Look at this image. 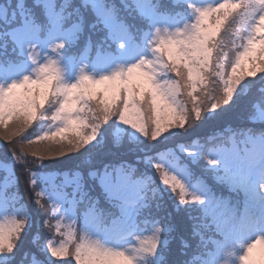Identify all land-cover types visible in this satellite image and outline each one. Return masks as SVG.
I'll return each mask as SVG.
<instances>
[{
	"label": "snow or ice",
	"instance_id": "6c2138e0",
	"mask_svg": "<svg viewBox=\"0 0 264 264\" xmlns=\"http://www.w3.org/2000/svg\"><path fill=\"white\" fill-rule=\"evenodd\" d=\"M0 137V264H264V0H0Z\"/></svg>",
	"mask_w": 264,
	"mask_h": 264
},
{
	"label": "trees",
	"instance_id": "16d2710c",
	"mask_svg": "<svg viewBox=\"0 0 264 264\" xmlns=\"http://www.w3.org/2000/svg\"><path fill=\"white\" fill-rule=\"evenodd\" d=\"M229 124L233 129L242 128V127H253L259 130L262 127L259 124L251 125V124H247L246 122H239V121L208 122L201 125L200 127H194L193 129H191L185 136L179 139L178 144L179 143H183L186 145H193L194 143L203 144L206 141L210 140L212 137H216L217 140L219 141V138L221 136L226 137L228 135L226 126ZM184 155H187V153H184ZM63 159L64 158H61V160ZM115 159L117 162L122 159V160H126L129 163H132L134 162L135 158L132 155H128L123 157H117ZM0 160H2L1 156H0ZM49 161L53 162L52 160H48V159L45 160V164L47 165V167L45 168L46 171H50L56 174V173H62L66 170V166L63 163L56 161V163L54 162V164L49 165L48 164ZM61 179H63L62 176L56 175L57 183H59ZM98 193H99V189L97 188L93 192V195L94 196L98 195ZM100 207L104 208L105 210H107L108 208V205L105 203V201L102 198L100 201Z\"/></svg>",
	"mask_w": 264,
	"mask_h": 264
},
{
	"label": "rangeland",
	"instance_id": "374dc122",
	"mask_svg": "<svg viewBox=\"0 0 264 264\" xmlns=\"http://www.w3.org/2000/svg\"><path fill=\"white\" fill-rule=\"evenodd\" d=\"M256 90L255 89H253V92H255ZM0 139H2V137H0ZM196 143H194L193 145H195ZM4 153H5V149L4 148H2V147H0V156H1V159H4ZM9 155V157H10V153L8 154ZM63 158V157H62ZM53 161V160H52ZM54 162L56 163V161H53V162H51V161H49L48 162V164L50 165V164H54ZM46 171V170H45ZM50 172V171H49ZM3 172H0V179H2L3 178ZM19 190H20V193H21V195H23L24 196V198H25V201L28 203V205H29V208L30 209H32V208H34V205L32 204V202H31V196H30V194L28 193V192H26L25 191V184H24V181H23V179H21V183H20V188H19ZM47 231V230H46ZM59 236L58 235H54V239H56V240H59Z\"/></svg>",
	"mask_w": 264,
	"mask_h": 264
}]
</instances>
